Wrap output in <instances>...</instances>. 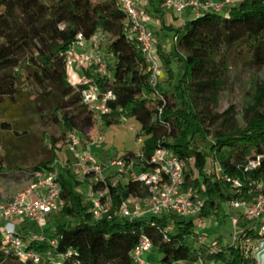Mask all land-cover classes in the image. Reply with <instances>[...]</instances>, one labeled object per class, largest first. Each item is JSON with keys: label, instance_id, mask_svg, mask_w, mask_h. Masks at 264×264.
Segmentation results:
<instances>
[{"label": "trees", "instance_id": "1", "mask_svg": "<svg viewBox=\"0 0 264 264\" xmlns=\"http://www.w3.org/2000/svg\"><path fill=\"white\" fill-rule=\"evenodd\" d=\"M143 7L151 17L162 19L166 13L159 0H148ZM123 18L115 0H0V114L7 119L0 122V132L13 135L21 148L33 136L32 124L38 123L42 131L57 127L59 134L48 135L53 157L59 144L70 142L71 133L83 140L97 126L103 131L132 121L139 125L137 137L143 142L136 151L142 157H135L136 151L124 153L119 159L125 169L130 160L134 171L150 169L155 149L163 147L184 161L181 189L203 200L201 217L226 216L235 201L251 206L257 187L264 192V112L249 106L239 124L229 110L216 112L215 107L228 85L230 65L248 73L264 70V0H240L219 13L187 15L177 26L161 22L154 37L171 34L173 45L167 51L157 41L163 77L155 89L136 43L123 33ZM79 32L86 38L95 33L108 37L106 52L113 62L107 61V74L80 69L101 92H112L110 111L99 119L82 102L84 86L73 85L67 74L64 52ZM196 138L208 141L212 168L207 174L200 170L194 175L188 168L193 157L201 169L207 162L193 148ZM52 157L19 169L30 175L52 170ZM4 159L0 156V162ZM250 160L255 167L247 168ZM7 163L14 168V161ZM116 174V167L105 174L112 212L129 195H147L145 186ZM58 180L64 204L49 214L52 219L42 227L23 219L17 228L24 249L37 253L39 262L20 260L0 239V264H257L251 243L264 244V235L258 221L243 219L241 213L234 224L239 228L235 243L234 231L211 238L196 230L192 218L171 212L94 219L72 170L60 172ZM101 182L90 187L96 189ZM202 235L207 238L202 240ZM143 238L150 242L153 260L140 263L132 250ZM213 246L216 250L209 253ZM260 260L264 264L262 256Z\"/></svg>", "mask_w": 264, "mask_h": 264}, {"label": "built area", "instance_id": "2", "mask_svg": "<svg viewBox=\"0 0 264 264\" xmlns=\"http://www.w3.org/2000/svg\"><path fill=\"white\" fill-rule=\"evenodd\" d=\"M148 0H115L123 12L122 29L128 40L134 41L139 49L145 64L148 76V83L154 89L159 85L163 77L162 64L157 51V41L153 31L149 28L152 18L143 5ZM240 0H159L162 8L172 11L179 19L187 9H190L194 16L205 11L222 12L236 5ZM104 35L95 33L86 38L81 32L77 33L74 40L65 50V62L69 81L73 85L81 84L84 87L80 90L82 102L86 104L99 119L107 114L110 109L108 101L113 95L110 90L100 91V87L92 77L76 76V69H89L92 74L104 76L107 74V60L100 50V42ZM69 70V71H68ZM157 93V92H156ZM102 136L98 135L96 142L101 141ZM79 137L75 133L70 134L69 148L73 150L78 143ZM135 157L141 158L139 151ZM192 158H190L191 161ZM91 161V164L88 162ZM189 161V162H190ZM129 169L124 168V161L121 159L109 160L106 164H99L88 154L78 156L77 162L72 166V173L75 176H82L89 179V185L93 182L102 181L103 184L96 189L89 187L83 195L89 202V211L94 219L106 216L137 217L142 215H160L171 212L186 218H197L200 216L203 200L192 198L181 193V186L184 180V161L173 155L163 147H157L152 155L153 167L146 171H134L130 160ZM256 162L250 160L247 168L256 166ZM52 170L35 171L33 179L22 191L17 192L9 200L0 199V239L20 260H33L39 262L40 257L33 251L24 249V242L17 233L14 220L27 219L42 227L49 214L57 211L64 201L61 198V187L58 180L60 169L65 168L58 161L51 163ZM116 167L119 173L126 174L131 182H138L147 188L145 197L134 195L127 196L117 211L112 212L113 201L105 186V174ZM238 185L237 181H234ZM258 193L251 206H246L241 201H235L233 206L242 208L245 218L259 222V231L264 235V192L258 186ZM142 201L146 208L141 209L139 202ZM204 238H202L203 240ZM237 240L236 231L232 234V242ZM53 243V241H51ZM151 249L147 238L137 244L132 250L135 260L144 262L142 256ZM264 249V244L257 241L253 248L257 264ZM216 250L213 246L209 253ZM260 252V253H259ZM264 252V251H262ZM58 263V262H57ZM201 264V263H199Z\"/></svg>", "mask_w": 264, "mask_h": 264}, {"label": "rangeland", "instance_id": "3", "mask_svg": "<svg viewBox=\"0 0 264 264\" xmlns=\"http://www.w3.org/2000/svg\"><path fill=\"white\" fill-rule=\"evenodd\" d=\"M177 17L178 16L174 15L171 11L166 10L162 19L151 17L152 22L149 24V28L155 32L156 30H159L161 22L177 26L181 21L180 19L178 20ZM107 38L108 37L106 36L101 40V52L105 54L107 61L112 64L113 60L111 55L106 52ZM155 40H159V42L163 44L164 50L167 51L173 45L171 34H163L162 39L155 37ZM172 65L176 68L174 64ZM228 70L229 82L226 88L216 98L217 105L215 111L223 112L224 110H229L230 114L240 124L242 113L249 106H253L258 111L264 112V70L258 73H248L245 71H239V68L234 65H230ZM80 74L82 73L80 72ZM77 79H79V77ZM3 120L7 119L0 114V122ZM130 127H132V129H130ZM29 130L32 132L33 136L29 138V143L21 148H18L20 143L13 135L0 132V156H6V159L0 162V199L2 200L7 201L11 199L14 194L24 190L32 181L33 176L28 172L23 171V169H19L20 167L32 165L35 161L44 156L46 158L52 157L49 151L50 146L48 135L51 133L59 134L60 129L54 126H49L47 130L42 131L38 123H34L29 127ZM139 132V125L132 121L120 122L105 127L103 131H99L97 126V129L92 131V133L83 140L79 139L73 150L69 148V143L65 145L59 144V149L54 151L55 156L52 157V162L56 160L67 169L72 170V166L77 162L78 156L85 153H88L94 160L98 161V163L106 158L119 159L127 151L137 150L141 146L142 143L138 142L136 138ZM98 135H101L102 139L101 141L96 142L95 140ZM36 139H42V142L40 141V143L37 144L35 141ZM208 139L210 140V138ZM192 144L193 148L207 156V162L204 169H201L195 164V158L193 157L188 163V168L194 175L199 174L200 170H203L202 172L207 174L212 168V155L209 152L208 141L203 142L196 138L193 140ZM67 157L71 158L67 159ZM8 160L14 161V168L7 167ZM91 163V161L88 162V164ZM67 169L63 167V169H60V172H65ZM119 175L122 176L123 181L126 179L124 173H119L114 176L117 177ZM74 179L79 183L77 185L78 190L84 194L85 191L81 190L80 186L83 185L88 189L90 187L89 179L75 175ZM181 193L186 194L182 189ZM83 197L85 198V195ZM139 204L141 209L145 210V204L142 201H140ZM228 212L229 213L226 216H220L218 219L214 217L203 218L199 216L192 221L198 232L209 233L211 238L216 237L218 232L229 236V232L239 231L238 226L234 224L238 217V213H241L244 219L245 212L242 208L237 209L234 207L228 208ZM48 219L50 220L52 218L48 216L45 219V223H48ZM235 226L237 228H235ZM202 238L206 239L207 236L202 235ZM251 244V247L254 248L256 243L252 242ZM147 253L142 256L143 259H145ZM261 253L264 254V252ZM262 259H264V255H262ZM148 260H153V254L151 252Z\"/></svg>", "mask_w": 264, "mask_h": 264}, {"label": "crops", "instance_id": "4", "mask_svg": "<svg viewBox=\"0 0 264 264\" xmlns=\"http://www.w3.org/2000/svg\"><path fill=\"white\" fill-rule=\"evenodd\" d=\"M172 12V11H171ZM173 13V12H172ZM174 14V13H173ZM192 14V12H191V10L190 9H187L186 11H185V13H184V15H183V18H181L180 20V23L181 22H183V19L187 16V15H191ZM175 15V14H174ZM178 18V17H177ZM178 20H179V18H178ZM179 23V24H180ZM161 39H162V37H161ZM80 72L82 73V71L78 68V69H76V76L77 77H83V76H86V75H84L83 73L82 74H80ZM130 129H132V127H130ZM137 138V141L138 142H143V140H142V137H136ZM133 151H136V150H133ZM71 157H67V159H70ZM109 160H112V159H110V158H106V159H103L99 164H103V163H107ZM96 161V160H95ZM103 162V163H102ZM96 163H98V161H96ZM80 188H81V190H83V191H86L87 190V188H85L83 185H81L80 186ZM22 220L23 219H19V220H14V222L16 223V227L18 228V227H21L23 224H22ZM203 231V230H202ZM219 233V232H218ZM149 257H150V253L148 252L147 254H146V256H145V259L146 260H148L149 259Z\"/></svg>", "mask_w": 264, "mask_h": 264}]
</instances>
